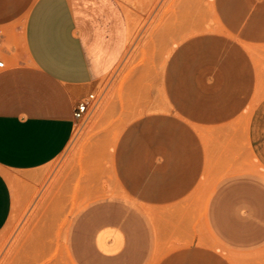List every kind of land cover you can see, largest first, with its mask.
Wrapping results in <instances>:
<instances>
[{"label": "crops", "instance_id": "1", "mask_svg": "<svg viewBox=\"0 0 264 264\" xmlns=\"http://www.w3.org/2000/svg\"><path fill=\"white\" fill-rule=\"evenodd\" d=\"M212 7L223 32L193 36L178 48L177 56L187 64L184 72L175 71L174 48L171 71L165 74L171 78L168 94L181 116L165 119L185 123L184 134L172 132L166 141L159 137L141 153L142 164L150 157V164L164 170L137 181L125 174V189L154 191L138 195L151 205L183 201L200 184L208 158H222L228 164L236 156L203 149L199 134L187 122L210 130L229 127L259 90L263 75L244 50L264 49V0H215ZM131 8L132 0H0V59L5 61L0 69V232L13 212L16 181L10 174L40 169L67 149L77 104L96 90L127 52ZM197 44L224 51H215L204 66L192 68L198 60ZM229 44L235 60H228ZM249 126L248 152L264 170V101L254 110ZM153 158H159L157 163ZM118 213L101 211L91 222L94 226L114 222ZM209 219L215 237L225 246L240 252L264 247V179L238 174L222 182L210 200ZM89 230L86 226L78 235L74 253L81 259L91 257V264H111L109 258L90 253ZM108 236L97 238L104 255L118 250L107 243ZM163 264L232 263L221 251L195 243L175 249Z\"/></svg>", "mask_w": 264, "mask_h": 264}, {"label": "rangeland", "instance_id": "2", "mask_svg": "<svg viewBox=\"0 0 264 264\" xmlns=\"http://www.w3.org/2000/svg\"><path fill=\"white\" fill-rule=\"evenodd\" d=\"M212 1L132 0L127 52L99 82L93 92L97 105L88 117L76 122L67 149L40 169L10 174L16 190L13 212L0 232V264H91V257L81 259L74 253L77 237L86 226L91 229L90 253L109 258L111 264H163L175 249L195 243L221 251L232 264H264V247L240 252L225 246L215 237L209 219L210 200L222 182L238 174L264 179V170L248 152L250 118L264 101L263 48L244 50L263 76L249 107L233 124L210 130L187 122L199 134L203 149L236 156L228 164L222 158H208L198 187L177 204L151 205L138 195L154 191L124 188L125 174L135 181L165 169L150 164V157L142 164L141 153L159 137L166 141L172 132L184 134L185 123L165 119L181 117L168 94L171 78L165 74L171 71L174 48L175 71L184 72L187 64L177 56L178 48L193 36L223 32ZM196 48L198 60L192 68L204 66L215 51H224V47L203 44ZM225 52L229 61L235 60L232 44ZM158 159L153 158L155 163ZM107 210H118L117 220L94 226L92 216ZM103 233H110L107 243L118 248L116 253L99 251L97 238Z\"/></svg>", "mask_w": 264, "mask_h": 264}, {"label": "built area", "instance_id": "3", "mask_svg": "<svg viewBox=\"0 0 264 264\" xmlns=\"http://www.w3.org/2000/svg\"><path fill=\"white\" fill-rule=\"evenodd\" d=\"M5 68V61L0 59V69ZM97 101L95 100V95L90 94L85 100L77 104L74 110V120L75 122L84 120L88 117L91 112L95 109Z\"/></svg>", "mask_w": 264, "mask_h": 264}]
</instances>
